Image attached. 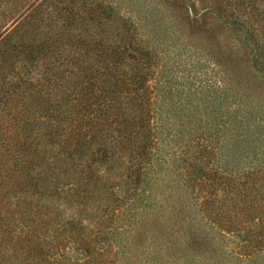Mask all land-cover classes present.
I'll return each instance as SVG.
<instances>
[{
  "label": "trees",
  "instance_id": "16d2710c",
  "mask_svg": "<svg viewBox=\"0 0 264 264\" xmlns=\"http://www.w3.org/2000/svg\"><path fill=\"white\" fill-rule=\"evenodd\" d=\"M43 1L0 0V264H264V0H168L209 75L166 16Z\"/></svg>",
  "mask_w": 264,
  "mask_h": 264
},
{
  "label": "rangeland",
  "instance_id": "374dc122",
  "mask_svg": "<svg viewBox=\"0 0 264 264\" xmlns=\"http://www.w3.org/2000/svg\"><path fill=\"white\" fill-rule=\"evenodd\" d=\"M30 1H39V0H30ZM68 0H45L46 5L43 6V17H44V23H49L51 21H55L52 23V26L57 27L60 26L62 22L61 14L58 12V9H55L54 5H57L58 7L61 6V3H66ZM76 2L73 5V9L76 11H83V10H95V11H101V10H109L116 11L124 16H130L132 18L136 17H142L145 14H153V15H163L165 17V21L163 22V27H171L173 24H175V27L179 29L178 33L174 34V38L172 41H176L177 44L175 47H171L169 51L170 59L176 61V63L181 64L182 69H185V74L189 72H193L191 70L193 69H201L202 67H206L207 71L205 72L207 75L211 74V66L213 60H211L210 56L206 55V53H203L205 56H201L200 59H198V55H193V47H199L197 44L199 40H197L195 37L196 34L193 36L190 34V29L187 24V5L183 2H175L174 4H170L168 0H95L90 2V0H75ZM207 3H212L213 0H207ZM204 0H190L189 4H194L195 11H199L200 7L202 5H205L206 3ZM189 6V5H188ZM170 14V15H169ZM182 15V17L180 16ZM1 21V20H0ZM16 16L4 19L0 23V33L2 34H11L15 24L17 23ZM140 23H146L143 19L142 20H136ZM139 25V24H138ZM144 29V28H143ZM199 29H195L197 31ZM44 31H46V28L44 27ZM145 31V30H144ZM144 33V32H143ZM146 33V32H145ZM141 34V33H140ZM180 37L178 38L177 35ZM143 41L148 39L146 35L141 36ZM190 44H193L194 46L190 47ZM198 50V48H195ZM179 50V51H178ZM180 52V55H175L176 52ZM206 62V64L204 63ZM195 63V67H193ZM197 63V64H196ZM201 66V67H200Z\"/></svg>",
  "mask_w": 264,
  "mask_h": 264
}]
</instances>
